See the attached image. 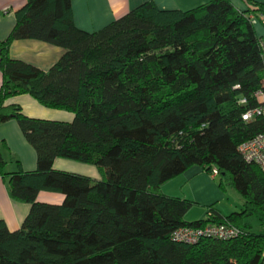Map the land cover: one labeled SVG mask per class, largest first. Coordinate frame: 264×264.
Returning <instances> with one entry per match:
<instances>
[{
	"label": "trees",
	"instance_id": "obj_1",
	"mask_svg": "<svg viewBox=\"0 0 264 264\" xmlns=\"http://www.w3.org/2000/svg\"><path fill=\"white\" fill-rule=\"evenodd\" d=\"M209 0L189 11L150 1L104 28L87 32L72 0H27L0 40V123L16 120L36 150L33 172H5L10 197L31 205L21 228L0 219V264H264V173L240 146L264 133V116L244 121L264 92V2ZM65 49L49 70L10 56L16 40ZM28 94L42 106L73 113L71 121L32 118L6 104ZM246 103H242V100ZM64 158L97 167L101 179L57 170ZM198 166L218 172L221 190L242 208L186 220L196 202L161 191ZM42 191L61 204L38 200ZM234 225L233 239H174L181 228Z\"/></svg>",
	"mask_w": 264,
	"mask_h": 264
},
{
	"label": "crops",
	"instance_id": "obj_2",
	"mask_svg": "<svg viewBox=\"0 0 264 264\" xmlns=\"http://www.w3.org/2000/svg\"><path fill=\"white\" fill-rule=\"evenodd\" d=\"M26 1L0 0L1 41L9 36L17 20L16 12ZM150 1L154 2L161 10L179 11H189L209 2V0H72L73 19L79 29L95 32ZM230 1L237 9L247 10L244 0ZM253 1L264 2V0ZM254 26L258 36L264 40V25L257 19L254 21ZM9 53L13 59L24 61L47 71L63 56L65 49L43 41L26 39L14 41L10 46ZM1 83L2 73L0 71V87ZM6 104L21 106L23 113L32 118L71 121L67 111L46 108L28 94L14 96ZM0 159L5 163L4 170L8 173L19 170L33 172L37 169L36 150L25 139L18 122L14 119L0 123ZM54 168L94 179L102 178L97 167L76 161H64L58 158L54 163ZM216 179L217 177L208 174L203 168L194 166L163 184L161 191L170 196L194 201L197 205L206 206L207 209L209 206H214L223 215H229L235 210L228 212L217 206L221 191L215 183ZM234 195L238 196L235 203L241 202L239 204L241 207L236 210L239 211L242 208V201L237 193ZM63 199L62 194L50 191H42L38 196L39 201L52 204H61ZM232 206L234 209L237 207ZM30 209V204L15 201L10 197L8 179L0 177V219L5 222L10 231L14 232L21 228ZM206 216L207 214L200 219H205Z\"/></svg>",
	"mask_w": 264,
	"mask_h": 264
},
{
	"label": "built area",
	"instance_id": "obj_3",
	"mask_svg": "<svg viewBox=\"0 0 264 264\" xmlns=\"http://www.w3.org/2000/svg\"><path fill=\"white\" fill-rule=\"evenodd\" d=\"M262 19L264 18L262 17ZM258 97L259 105L242 115L244 121L264 116V92H259ZM241 102L246 103V100L244 99ZM239 149L246 161L257 164L264 173V133L244 142ZM211 175L216 177L218 172L213 170ZM239 234L240 230L234 225L209 224L203 228H181L173 234V237L176 241L181 243L196 244L204 238L229 240L236 238Z\"/></svg>",
	"mask_w": 264,
	"mask_h": 264
},
{
	"label": "rangeland",
	"instance_id": "obj_4",
	"mask_svg": "<svg viewBox=\"0 0 264 264\" xmlns=\"http://www.w3.org/2000/svg\"><path fill=\"white\" fill-rule=\"evenodd\" d=\"M68 113L70 114L69 120H72L73 116H74L73 113H71V112H68ZM59 159L64 160V161H73V160H68V159H64V158H59ZM79 163H81V162H79ZM87 165H89V164H87ZM215 183L217 184L218 189L221 191V193L219 194V200L220 201L217 203V206L218 207L220 206L223 210H226L228 212H232L233 210H235V211L238 210L241 207V205H239V204H241V202L238 201L237 203H235V201H236L235 199L238 196H235L234 193H237V192L235 190H233L232 188L227 189V191L221 190L219 185H218V178L215 180ZM232 205L237 206L236 209H234V207ZM206 212H207L206 206H202L200 204L195 205V207H193L187 213L186 220L191 221V220H195V219H200V218H202V216L203 217L205 216ZM249 222L252 224L253 230L256 233L264 234V226L260 224L258 219L250 218Z\"/></svg>",
	"mask_w": 264,
	"mask_h": 264
}]
</instances>
